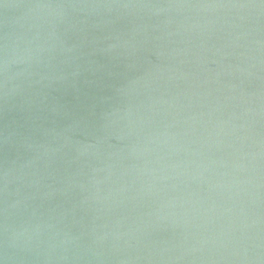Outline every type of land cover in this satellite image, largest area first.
<instances>
[{"label": "water", "instance_id": "water-1", "mask_svg": "<svg viewBox=\"0 0 264 264\" xmlns=\"http://www.w3.org/2000/svg\"><path fill=\"white\" fill-rule=\"evenodd\" d=\"M0 264H264V0H0Z\"/></svg>", "mask_w": 264, "mask_h": 264}]
</instances>
